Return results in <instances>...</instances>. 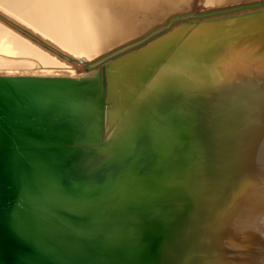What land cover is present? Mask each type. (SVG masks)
<instances>
[{"label": "water", "instance_id": "water-1", "mask_svg": "<svg viewBox=\"0 0 264 264\" xmlns=\"http://www.w3.org/2000/svg\"><path fill=\"white\" fill-rule=\"evenodd\" d=\"M100 65L93 84L0 74V264H232L217 232L250 181L264 82L213 96L184 71L103 130Z\"/></svg>", "mask_w": 264, "mask_h": 264}, {"label": "bare ground", "instance_id": "bare-ground-1", "mask_svg": "<svg viewBox=\"0 0 264 264\" xmlns=\"http://www.w3.org/2000/svg\"><path fill=\"white\" fill-rule=\"evenodd\" d=\"M181 1L0 0V74L89 75L91 84L102 63L103 130L184 71L213 96L241 79L264 82V3L222 7L230 0H213L222 8L209 10L207 3L208 11L168 16ZM193 1L183 2L190 7ZM85 63L92 69L84 70ZM146 72L140 86L134 77ZM128 101L133 104L127 108ZM262 117L246 146L250 181L233 191L240 202L225 214L217 232L216 243L234 259L232 264H264Z\"/></svg>", "mask_w": 264, "mask_h": 264}, {"label": "rangeland", "instance_id": "rangeland-1", "mask_svg": "<svg viewBox=\"0 0 264 264\" xmlns=\"http://www.w3.org/2000/svg\"><path fill=\"white\" fill-rule=\"evenodd\" d=\"M183 1H186V0H182L181 1V3L180 4H178L177 5V7L173 10V11H170V13H168V16L169 15H173V12H174V14H179V13H182V12H184V11H193V9L196 11V12H198L199 10H200V12L201 11H208V10H206V8H208L209 10H211V9H215V8H222V7H226V6H229L230 4H232V3H246V2H251V0H235V1H231L230 0V3H228V2H224L223 4H221L222 5V7H221V5L219 4V6H218V4H216V3H214L213 2V0H212V3L210 2L211 0H194L193 1V3H191V6L189 7V5L187 4V2H188V0H187V2H183ZM191 1V0H190ZM189 1V2H190ZM253 1H260V0H252V2ZM179 2H180V0H179ZM188 2V3H189ZM205 2V3H204ZM209 2H210V4H215V6L213 7V5H212V7L210 8V6H209ZM194 3H195V5H194ZM207 3H208V7H206L207 6ZM228 3V4H227ZM186 4V5H185ZM206 4V5H205ZM181 5V6H180ZM184 5V6H183ZM188 5V6H187ZM194 5V6H193ZM205 5V6H204ZM224 5V6H223ZM204 6V7H203ZM217 6V7H216ZM192 9V10H191ZM189 11V12H190ZM171 12H172V14H171ZM164 14V13H163ZM162 14V15H163ZM163 21H165V19H166V17L164 16L163 17ZM162 21V22H163ZM159 23V22H158ZM120 44H122V42L121 43H119V45H117V46H120ZM116 47V46H115ZM114 48V47H113ZM101 55V54H100ZM89 60H91V59H89Z\"/></svg>", "mask_w": 264, "mask_h": 264}]
</instances>
